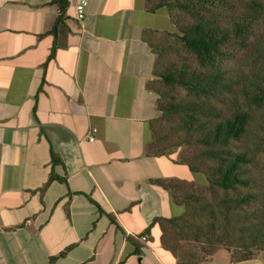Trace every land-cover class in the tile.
Returning a JSON list of instances; mask_svg holds the SVG:
<instances>
[{"label":"crops","instance_id":"0c3cea01","mask_svg":"<svg viewBox=\"0 0 264 264\" xmlns=\"http://www.w3.org/2000/svg\"><path fill=\"white\" fill-rule=\"evenodd\" d=\"M74 3L0 0V264H177L152 220L180 205L148 180L186 181L161 157L183 164L146 153L149 42L172 23L144 0H88L80 28ZM199 264L264 261L218 249Z\"/></svg>","mask_w":264,"mask_h":264},{"label":"trees","instance_id":"16d2710c","mask_svg":"<svg viewBox=\"0 0 264 264\" xmlns=\"http://www.w3.org/2000/svg\"><path fill=\"white\" fill-rule=\"evenodd\" d=\"M144 2L149 12L163 9L172 23L171 31H154L151 39L168 35L191 58V62L185 59L178 64L168 62L156 73L159 58L171 50L173 44L149 42L155 59L151 69L153 79L147 81L146 87L156 94L157 116L149 120L152 140L146 145V153L169 156L172 148L182 144L197 145L195 153L176 162L186 165L190 171L204 174L205 190L211 197H215L218 190L224 193L208 201L188 189L196 187L192 182L174 178L148 180L169 191L173 203L183 206V211L176 216L152 220V224L157 223L160 228L161 245L174 255L177 264H199L218 247L227 251L232 261L256 257L264 261V179L261 180L260 169L255 170L257 151L232 148L234 142L246 139L250 117L239 107L238 97L232 94L233 82L222 76L221 68L228 53L226 47L246 45L256 23L264 20V0ZM51 3L57 5L60 13L66 6V0H51ZM225 9L232 13L223 23L219 18ZM180 14L189 20L183 21ZM60 15L50 30L53 36L62 19ZM261 47L264 51V37ZM262 76L257 75V78L263 82L256 83L251 93H244L257 106L264 105ZM156 78L163 89L155 86ZM175 89L183 90L186 97L178 99L171 93ZM216 102L226 104L230 113L226 115L216 109ZM164 137L179 140L158 142ZM49 157L52 165H63L52 149ZM53 179L65 181V177L50 172L46 184ZM97 209L102 212L98 205ZM241 209L243 220L251 217L257 221L231 228L230 213L236 214ZM181 241H192L199 246L196 251L181 252Z\"/></svg>","mask_w":264,"mask_h":264},{"label":"rangeland","instance_id":"374dc122","mask_svg":"<svg viewBox=\"0 0 264 264\" xmlns=\"http://www.w3.org/2000/svg\"><path fill=\"white\" fill-rule=\"evenodd\" d=\"M230 1L235 2L236 0H230ZM231 13L232 12L229 11V9H225L224 11H221V16L219 19L222 20L223 23H225L228 16H230L229 14ZM179 17H181L183 21L189 20L187 16L181 14ZM263 37H264V20H260L258 23H256L254 31L252 32V36L247 41L246 45L243 46L230 45L226 47L228 53L226 54V57L223 59L221 63L222 76L225 79L232 80L233 82L232 83L233 85L231 86L233 90L232 94L238 97L239 107L245 110L250 117V122L248 125L249 132H247L246 139L243 140L242 142H234L232 148L238 149L240 147H246L249 148L250 150L257 151L256 159H255L257 168H255V170L260 169V175L262 174L263 176L261 180L264 179V121H263L264 105L263 106L255 105L254 102L249 100L244 95V93L245 92L251 93L253 90L252 88L255 87L256 83L263 82L258 80L257 78V75H263L262 78L264 79V51L261 47V41ZM152 41L165 45L173 44L172 45L173 48L169 50L164 56L159 58L158 65L156 68V73H159L162 70V68L166 66L168 62L171 63L175 62L178 64L183 59H185V61L187 62H191L190 55L185 50L180 48L177 42L175 44L173 42L172 37H168V35H166V36H161L158 39L153 38ZM154 84L155 86H158L159 88L163 89V86H161L159 79L156 78V83ZM171 93L176 95V97L180 100L186 97L185 92L181 89H175ZM226 107H227L226 104H221V102L220 103L216 102V109H219L221 112H223V114L227 115L228 113H230V110L227 109ZM151 138L152 137H150V139ZM177 139L179 140V138L170 137L169 139H166L164 137L158 142L163 144H165L166 141L173 143ZM194 147H197V145L186 146L182 144L178 147L172 148V154L170 155L174 158V161H177L180 158L189 157L191 154L195 153L197 150H195ZM161 160L164 167L171 168L175 172V174H177V176L186 179V181L188 180V182H192V184L195 185L196 187L191 186L188 189L194 193L203 195L205 197V200L211 201L219 196L224 195V193L221 190H218L216 191V196L211 197L205 190L206 178L204 174H202L201 172L190 171L187 168V166L184 164L171 165L167 163L164 159H162V157ZM179 208H180L179 213H181L183 211V206L180 205ZM244 210L247 211L246 208H244ZM237 212L238 213L236 214L230 213L229 215L230 222L232 224L231 228H234L233 226H237L239 224L247 225L250 224L252 221L254 222L257 221L255 219H252L251 217L247 218L246 220H243L244 216L240 215V213H242L243 210L241 209ZM235 236L236 235H233L234 238ZM180 243H181V247L179 251L181 252L196 251L197 246H199V243H196L195 245V243L192 241H181ZM234 245H236V243H234ZM218 249H221V247H218Z\"/></svg>","mask_w":264,"mask_h":264},{"label":"built area","instance_id":"2783aa9c","mask_svg":"<svg viewBox=\"0 0 264 264\" xmlns=\"http://www.w3.org/2000/svg\"><path fill=\"white\" fill-rule=\"evenodd\" d=\"M87 2L88 0H75L74 3V17L76 22L78 23L79 27L82 28V23H83V19L85 16V9L87 6ZM95 132V128L92 127L90 129L89 135H88V140H93V133Z\"/></svg>","mask_w":264,"mask_h":264}]
</instances>
